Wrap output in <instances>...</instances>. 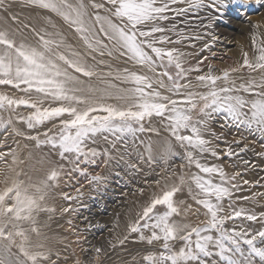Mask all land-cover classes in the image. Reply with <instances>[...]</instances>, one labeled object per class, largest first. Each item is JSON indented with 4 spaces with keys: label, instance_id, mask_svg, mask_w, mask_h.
Instances as JSON below:
<instances>
[{
    "label": "snow or ice",
    "instance_id": "1",
    "mask_svg": "<svg viewBox=\"0 0 264 264\" xmlns=\"http://www.w3.org/2000/svg\"><path fill=\"white\" fill-rule=\"evenodd\" d=\"M29 2L60 16L75 29L90 52L103 56L108 50L110 56L112 50L119 51L152 75L124 69L115 79L130 87L119 88L105 81L107 86L102 90L84 89L80 87L79 76L73 73L92 78L98 75L96 67L89 64L80 52L66 45L59 33H37V44L30 45L18 43L13 33L0 30V85H10L28 94L27 97L16 98L0 93V110L14 111L21 106L32 109L27 116L17 117L29 129L58 119L55 132L48 129L43 133L44 139L39 135L28 139L35 140L37 145H50L53 150H58L61 159L71 156L70 163L81 174H86V170L80 168L81 162H95L93 158L98 153L89 145L96 142L98 135L108 133L116 139L126 135L135 137L146 130L143 124L146 119L153 116L161 118L162 122L166 121L171 137L185 150L187 164L198 171L190 176L181 175L179 186H166L129 225L130 232L140 233V240H146L149 245L162 241L161 251H150L142 259L146 264H264V228L251 231L225 226L227 221L242 217L256 221L257 215L249 214L244 208H233L224 214L222 201L232 195L230 188L225 186L226 174L222 168L201 163L198 158L207 152L216 155L203 134L207 118L212 113H224L236 124L264 134V39L255 33L252 35L255 56L249 59L245 52L241 65L250 72H260L258 79L252 78L237 85L231 73L239 69H225L220 75L209 71L196 77L206 92L187 91L182 94L181 90L188 88L189 84L181 81L188 72L200 69H186L182 59L184 53L177 48L164 47L174 42L167 33L174 32L175 25L169 28L163 22L169 20V13L184 15L207 7L205 0H105L104 3L92 0L90 5L84 0H75V3L71 0ZM218 3L222 0H212L213 7ZM89 7L96 11L90 13ZM100 9L105 15L100 14ZM176 34L184 38L182 33ZM105 39L110 42L111 50ZM164 78H167V84ZM219 81L226 82L228 86L219 87ZM159 89L182 94L183 99H173ZM97 91H102L106 97L115 93V98L123 104L102 103L91 95ZM32 93L40 99L33 100ZM48 99L59 103L54 107L43 106L44 100ZM194 112H199L200 118L194 117ZM11 124V118L6 122L0 120V127L6 128ZM16 134L21 135L18 131ZM147 150L151 159V145ZM166 152L173 154L170 143ZM4 155L0 153V159ZM19 175L17 173V177ZM215 176H219V183L215 182ZM59 177L60 169L53 167L36 182L31 178L28 181L16 178L0 189V264H43L49 259L48 253L42 250L44 245H33L30 234L41 235L38 226L40 213L55 211L48 206L47 199ZM91 179L100 181L102 177L92 176ZM181 186H186L192 198L205 209L204 215L208 219L202 224L177 222L173 218L180 214L174 196ZM64 197L73 199L66 193ZM158 206L165 210L157 211ZM259 219L264 220V213ZM144 230L150 231L148 237L144 236ZM177 241L181 242L179 248L176 247ZM13 247L18 253L12 252Z\"/></svg>",
    "mask_w": 264,
    "mask_h": 264
},
{
    "label": "bare ground",
    "instance_id": "2",
    "mask_svg": "<svg viewBox=\"0 0 264 264\" xmlns=\"http://www.w3.org/2000/svg\"><path fill=\"white\" fill-rule=\"evenodd\" d=\"M71 2L75 3V0H71ZM84 2L90 5L92 0H84ZM95 2L104 3L105 0H95ZM205 3L212 4V0H205ZM105 7H108L106 3ZM173 7H186V5H174ZM215 7L219 11L209 6L200 8L197 11L200 13L199 15L203 14L204 16L198 18L199 20L192 19L193 21L188 22V25H183V21V24L179 23L180 27L175 25V34H172L173 32L167 33L174 42L165 44L164 47L177 48L183 52L182 59L186 69L196 67L200 69V71L188 72L186 78L181 81V83L189 84L188 88L181 90L182 94L187 91L206 92L207 89L200 85L196 77L207 74L209 71L216 75L221 74V71L210 68L209 61L215 62L220 57L219 49L223 47L225 36L239 33L242 30H249L252 35L256 32L255 34L264 39L263 17L250 15L253 23L250 22V19L244 17L245 14L248 15L250 11L257 7L260 8L261 15L264 16V0H222V3L216 4ZM88 10L90 13L96 11L91 7ZM99 11L101 15H105L103 9ZM171 14L175 16L174 13H169V15ZM173 23L171 21L163 22L166 27L172 26ZM203 28H208V31L205 33L196 32L201 31ZM0 30H8L13 33L18 43L30 45L37 44L39 39L37 33H59L66 45H70L74 50L80 52L89 64L96 67L98 75L92 78L73 73L79 76L82 82L80 87L84 89L102 90L107 86L105 81L116 84L119 88L130 87L131 85L115 79L117 74L123 73L124 69L152 75L147 69L129 61L119 51L112 50L110 56L107 54L108 50H105L103 56L98 52H90L73 27L60 16L31 4L29 0H2V3H0ZM176 33H182L184 38L181 39ZM55 38L59 39L60 37L56 36ZM177 40H179L178 43L175 42ZM246 41L248 40L246 39ZM104 42L109 44L111 50L110 42L106 39ZM248 43H245L243 48L240 49L237 56V65L234 66L229 62L226 68L239 69V71L231 73V78L235 80L237 85L246 83L252 78L258 79L261 75L260 72L243 73L240 69L239 64L243 62L245 52L248 53L249 59H253L255 56L252 42ZM92 57H95V59L93 60ZM101 61L103 63H100ZM223 66L222 68L225 67ZM157 71H160V69H157ZM172 71L174 72V69ZM108 73H112V75L108 76ZM164 79L167 84V78ZM218 86L228 85L224 81H219ZM159 90L173 99H183L182 94L175 95L165 89ZM0 93L16 98L27 97L28 95L10 85H0ZM91 95L102 103L123 104L122 101L115 98V93L111 97L104 96L102 91L91 93ZM31 98L33 100L40 99L35 93L31 94ZM58 103L48 99L44 100L43 106L54 107ZM31 111L32 109L25 106H21L14 111L0 110V120L6 122L9 118L12 119L11 125L6 128L0 127V146L5 144L0 147V153L5 154L4 158L0 159V189L4 188L6 184H10L13 179L19 178L28 181L31 178L32 182H36L44 178L51 168L57 167L60 169L59 180L56 182V186L49 191L47 199L48 206L55 208V211L40 213L38 226L41 235L30 234L33 245L43 244L44 248L42 250L48 253L49 259L44 261L43 264H79L81 258L89 263L95 256L93 248L89 247L90 241L97 237L95 232H98L100 228L102 232L106 231V227L111 226V224L121 230L129 222L130 217L138 218V213L142 211L143 207L154 196L160 195L166 189V186L170 187L174 184L179 186L181 175L190 176L198 171L194 166L187 164L186 159L183 157L185 150L171 137L166 127V121L162 122L161 118L153 116L143 122L146 130L137 133L135 137L126 135L121 139H116L108 133L98 135L96 142L89 145V147L95 148L98 153L93 158L95 162L87 164L81 162L80 168L86 170V174H81L80 171L74 170V164L70 163L71 156H69V159H61L58 150H53L50 145H37L35 140L28 139L30 136L37 135L44 139L43 133L48 129L55 132L57 130L55 126L59 124L57 119L46 122L37 128L29 129L26 123L17 117L27 116ZM217 114L212 113L207 118V127L203 133L204 138L210 142V149L216 152V155L213 156L211 152H207L200 154L198 158L201 163L222 168L226 174L227 183L225 186L230 188L232 195L225 197L222 201L225 209L224 214L230 213L233 208H244L249 214L260 215L264 213V209L258 205L256 195L244 191L243 186L240 185L241 180L234 172L233 165L237 167L240 165L244 168H247L248 165H264V134L256 129L238 125L239 130L236 131L238 139L236 140L233 135L237 128L228 125L231 120L226 118L224 113H219V121L223 125L227 124V128L222 132L215 127L213 116ZM193 116L200 118L199 112H194ZM17 131L21 135H17ZM104 136H107V139ZM169 143L172 146L173 154L171 155L166 152ZM148 145H151L152 149L151 159H149L147 150ZM229 152H231V155H229ZM220 154H223V156L228 154L226 155L228 161H224ZM13 156H15V161ZM161 164L166 169L165 173L163 175L144 176L143 178H146L148 183L145 188L139 189L142 185H139L137 181L139 182L142 176L141 172L143 174L144 170L148 171V168L154 171L155 166ZM17 173H20L19 177H17ZM92 176H100L102 179L93 181ZM214 180L219 183V176H215ZM133 183H135L134 187L137 192L132 194L130 200L127 201V207L124 208V203L127 202L121 199L122 195L117 193H122V188L126 186L133 187ZM230 183H237L239 186L233 188ZM65 193L73 199H65ZM174 201L180 210V214L173 217L177 222L196 225L197 221L194 218L196 213L193 210L197 206L200 207L196 209L200 221L203 222L208 219L204 215L205 209L192 198L186 186H181V190L174 196ZM112 208L119 211V215L114 221L110 215ZM64 209L69 210L64 211ZM164 210L163 206L157 208L159 212ZM74 212H78L75 221L72 220ZM24 226L28 227V225ZM108 237L106 231L105 242H108ZM180 246L181 242L177 241L176 247L179 248ZM101 247L105 249L103 244ZM12 252L18 253V250L13 247ZM139 255V249L129 251V249L121 248L110 256L108 255L106 261L100 264H135Z\"/></svg>",
    "mask_w": 264,
    "mask_h": 264
},
{
    "label": "rangeland",
    "instance_id": "3",
    "mask_svg": "<svg viewBox=\"0 0 264 264\" xmlns=\"http://www.w3.org/2000/svg\"><path fill=\"white\" fill-rule=\"evenodd\" d=\"M207 5L211 8H214L217 11H219L218 8L213 7L212 4L208 3ZM195 13H197V14H195ZM199 14L200 13L197 10L189 11V12L185 13L184 15L172 16V14H171V15H169L170 18H169L168 22H170V21L172 23L174 22L173 25H177V26L179 25L178 27H180V24H183V21H184L183 25H188L189 24L188 22L193 21L192 19H194L196 21V20H199L198 18H201L202 16H204L203 14H201V15H199ZM250 15L251 16H254V15L262 16L264 19V16L261 15V10L259 7L250 11V13L248 15H246V14L244 15V17L250 19V22L253 23V20L251 19ZM171 19H173V20H171ZM172 26H168V27L171 28ZM207 31H208V28H203L201 31H196V32L205 33ZM251 33L252 32H250L249 30H242L239 33H236V34L233 33V34L225 36L223 38V40H224V42H223L224 44H222L223 47L221 49H219V51L221 53L220 57H218L215 62H213L211 60L209 61L210 68H213L214 70L217 69L219 72L221 71L220 73H222V71L227 68V65L229 62H231L232 65L236 66L237 65V56H238V53L240 52V49L243 48V45L245 43L252 42V36H251L252 34ZM172 34H175V33L173 32ZM195 36H197V35H195ZM246 39L248 41H246ZM236 52H237V54H236ZM242 63H240V64H242ZM240 64H239V66H240V69L242 70L243 73H249L250 72L247 68L241 67ZM222 65H224L225 67L223 66L224 68H222ZM219 119H220L219 113L217 115L213 116V124L215 125V127H217L222 132L224 131L225 128H227L228 125L233 127V128L236 127L237 129L234 131L235 134L233 135V137L237 140L238 137H237L236 131L239 130L238 124H236L233 121H229L228 125L227 124L223 125V124H221ZM4 145H1L0 147H2ZM184 155H185V152L183 154V157H184ZM226 155H228V154H226ZM226 155L223 156V154H220V156L224 159V161H228V158H227L228 156H226ZM231 157H233V156H231ZM233 167H234V172H235L236 176L238 177V179L241 180L240 185L243 186L244 191L250 192V193H253V195H256V197L258 198V205L264 209V165H260V166H254V165L249 166L248 165L247 168H244L240 165H239V167L233 165ZM145 171L146 170H144L143 174L141 172L142 176L140 177L139 182L137 181V183L139 185H142L141 187H139V189L145 188L146 184L148 183L147 182L148 180H146V178H143L144 176L148 177V176H151L153 174H155V176L156 175H163L165 173L166 169L163 167V164H161V165L155 166L154 171H151L150 168H148V171H146V172ZM155 182H156V180H155ZM230 185L233 188H236L239 186V184H237V183H230ZM132 186L133 187L126 186V187L122 188L123 189L122 193H117V194L122 195L121 199H124L126 202L130 200V198L134 192H137V190H135L136 188L134 187L135 183H133ZM127 205H128V202L124 203V208H126ZM199 208H200L199 206L196 207V209H199ZM196 209L193 210V212L196 213L194 215L195 216L194 218L197 221V224H202V221H200V218L198 216V213L196 212L197 211ZM110 215L114 221L115 218L119 215V211H117L116 209L115 210L113 209V210H111ZM77 217H78V212H74L72 220L75 221L77 219ZM257 217H258V219L256 221H248L245 218H241L240 220L239 219L229 220V221H227L225 226L228 228L235 227L237 230L243 229V230L257 231V230H260L261 228H264V220L259 219L260 215H257ZM136 219H137L136 217H130L129 222L121 230H119L117 228V226H114L112 224H111V226L106 227L107 234L109 235L108 242H105L106 231L102 232L101 231L102 229L100 228L98 232H100V231L101 232L100 233L95 232V234H97V237L94 240L90 241V244H89V247H91V249L93 248L95 256L93 257V259L91 261H89V263H88V261L85 262L84 259L81 258L79 260V264H100L101 262L106 261L108 255L110 256L116 250H119L121 248L129 249V251L139 249L140 255L137 257L135 264H146V262L142 259V257L150 251H155V252L161 251L162 250V247H161L162 241H158V242L155 241L151 245H149L146 240H143V241L140 240V238H139L140 233L130 232L129 225L131 223H133ZM143 234L145 237H148L150 235V232H149V230H144ZM96 240H99V241L96 242ZM102 244L104 245L105 249H103L101 247ZM97 249H100V251L97 252Z\"/></svg>",
    "mask_w": 264,
    "mask_h": 264
}]
</instances>
